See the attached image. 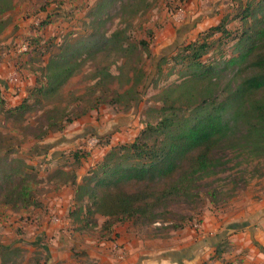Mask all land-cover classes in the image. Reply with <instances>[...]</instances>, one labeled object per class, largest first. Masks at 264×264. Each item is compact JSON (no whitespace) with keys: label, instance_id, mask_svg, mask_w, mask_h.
I'll use <instances>...</instances> for the list:
<instances>
[{"label":"rangeland","instance_id":"1","mask_svg":"<svg viewBox=\"0 0 264 264\" xmlns=\"http://www.w3.org/2000/svg\"><path fill=\"white\" fill-rule=\"evenodd\" d=\"M258 1L0 0V228H6V238L24 234L22 221L37 219L35 208L17 195L20 179L29 180L31 197L72 189L78 217L91 197L76 199L82 193L76 185L112 148L130 143L147 123L170 112L167 102L182 116L233 90L241 76L232 67L191 79L183 47L209 33L199 60L215 64L228 58L250 25L251 18L243 17L247 6L260 17ZM218 25L228 34L211 28ZM90 35L94 46L80 47ZM65 49L72 71L62 87L45 90V67ZM244 133L235 129L214 151L215 165L195 176L184 198L172 196L155 210L153 221H134L158 222L147 233L190 236L196 247L218 237L227 220L239 221L241 209L264 204V150ZM47 216V223L60 222L56 213ZM247 252L237 251L225 235L216 247L196 253H202L200 264H242Z\"/></svg>","mask_w":264,"mask_h":264},{"label":"trees","instance_id":"2","mask_svg":"<svg viewBox=\"0 0 264 264\" xmlns=\"http://www.w3.org/2000/svg\"><path fill=\"white\" fill-rule=\"evenodd\" d=\"M247 8L243 17L251 18L250 25L237 37L228 58L215 64L199 60L209 46L205 36L209 33H199L198 39L183 47V57L193 69L191 79L203 80L232 67L241 76L236 87L223 99L199 105L187 115L175 113L172 103L167 102L170 112L163 113L156 123H147L130 143L112 148L84 178L85 182L76 185V191H82L76 199L85 194L91 197L87 214L122 221L133 217L153 221L158 207L172 196L184 198L195 176L215 165L214 151L235 129L244 128V137L257 150H264V0L258 1L255 9L260 17L252 14L254 7ZM211 28L228 34L223 25ZM93 37L88 36L79 46L91 48ZM140 43L146 45L143 40ZM67 51L49 59L45 69L50 85L45 90L62 87L71 73L68 59L72 56ZM18 184L17 195L22 202L32 203L29 180L20 179ZM112 223L105 222L104 229Z\"/></svg>","mask_w":264,"mask_h":264},{"label":"crops","instance_id":"3","mask_svg":"<svg viewBox=\"0 0 264 264\" xmlns=\"http://www.w3.org/2000/svg\"><path fill=\"white\" fill-rule=\"evenodd\" d=\"M66 194L59 192L51 198L31 197L33 201L29 207L35 208L37 219L30 225L22 221L24 234L15 233L13 240L6 238V228H0V264H200L202 257L199 254L202 253L196 252H202L205 246L216 247L225 235L234 242L237 251L248 249L242 264L264 262L263 202L256 203L253 209H241L239 221L227 220L218 237L193 247L190 236L180 239L147 233L146 228L154 227L158 222L149 227L131 218L117 220L109 229H104L107 216L87 215L82 211L75 217L72 189ZM44 210L47 214H43ZM51 213L62 218L59 223H47V215ZM254 223L257 225L252 227ZM91 226L94 231L90 230ZM114 244L121 248L115 249ZM231 261L234 264L233 259ZM208 264L213 263L209 261Z\"/></svg>","mask_w":264,"mask_h":264},{"label":"built area","instance_id":"4","mask_svg":"<svg viewBox=\"0 0 264 264\" xmlns=\"http://www.w3.org/2000/svg\"><path fill=\"white\" fill-rule=\"evenodd\" d=\"M114 248L118 249V248H121V246L119 244H114Z\"/></svg>","mask_w":264,"mask_h":264}]
</instances>
